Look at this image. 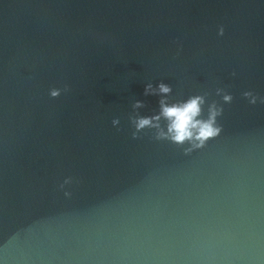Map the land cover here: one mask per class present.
I'll return each instance as SVG.
<instances>
[{"label": "water", "instance_id": "95a60500", "mask_svg": "<svg viewBox=\"0 0 264 264\" xmlns=\"http://www.w3.org/2000/svg\"><path fill=\"white\" fill-rule=\"evenodd\" d=\"M0 264H264V0H0Z\"/></svg>", "mask_w": 264, "mask_h": 264}, {"label": "clouds", "instance_id": "9594fccd", "mask_svg": "<svg viewBox=\"0 0 264 264\" xmlns=\"http://www.w3.org/2000/svg\"><path fill=\"white\" fill-rule=\"evenodd\" d=\"M223 34V29H221ZM151 89V85H148L145 89L147 92ZM159 91L162 93H168L171 91L170 86L161 83L159 85ZM52 95H58L57 91H53ZM246 96L250 93H245ZM232 97L225 95L224 100L230 102ZM255 102V98L253 101ZM203 103V97L194 96L185 102L167 104L164 99L160 100L161 111L154 117H140L136 120V128L143 129L147 126L159 127V120L164 117L168 121L167 132L160 131L158 138L166 137L177 144H183L186 141L192 143L194 148L203 147L205 143L211 139L217 137L222 126H218L216 123V117L222 114L223 109L217 108L215 104L210 106L209 116L207 119H198L201 115V105ZM142 106L141 101H136L135 107ZM155 121V123H154ZM116 121H114L115 123ZM136 133H133L135 137ZM191 149H186L190 151Z\"/></svg>", "mask_w": 264, "mask_h": 264}]
</instances>
